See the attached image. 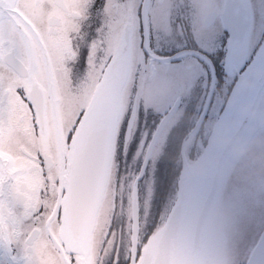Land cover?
Returning a JSON list of instances; mask_svg holds the SVG:
<instances>
[{"label": "snow or ice", "instance_id": "6c2138e0", "mask_svg": "<svg viewBox=\"0 0 264 264\" xmlns=\"http://www.w3.org/2000/svg\"><path fill=\"white\" fill-rule=\"evenodd\" d=\"M127 8L0 0V264H218L146 167L123 174L141 135L116 89Z\"/></svg>", "mask_w": 264, "mask_h": 264}, {"label": "flooded vegetation", "instance_id": "af4514ba", "mask_svg": "<svg viewBox=\"0 0 264 264\" xmlns=\"http://www.w3.org/2000/svg\"><path fill=\"white\" fill-rule=\"evenodd\" d=\"M248 2L250 15L240 0H127L135 43L122 58L127 79L121 93L141 113V135L129 144L130 159L121 168L134 176L138 166L146 167L145 184L163 186L168 210L183 156L191 162L201 154L237 76L263 39L264 8H256L262 0ZM168 113L144 164L148 143ZM250 145L240 166L256 171L251 187L264 190V131Z\"/></svg>", "mask_w": 264, "mask_h": 264}, {"label": "water", "instance_id": "95a60500", "mask_svg": "<svg viewBox=\"0 0 264 264\" xmlns=\"http://www.w3.org/2000/svg\"><path fill=\"white\" fill-rule=\"evenodd\" d=\"M240 1L241 9L250 15L248 0ZM237 77L201 154L191 162L183 156L177 195L169 214L178 218V226L182 231L198 233L215 245L226 237V231L231 233L232 238L241 216L242 228L246 230L238 245H234L231 238L229 242L235 248L243 244L239 249L241 253L251 242L250 237L256 234L244 264H260L261 259H264V228H260L264 215V190L251 187V179L256 171L249 167L242 169L240 163L250 150L251 142L253 144L264 131V36L251 60ZM126 79L125 69L122 68L116 83L121 98ZM170 115L168 113L157 126L146 148L144 164ZM215 205L220 208L218 216L224 218L222 234L211 224ZM226 245L227 241L218 250V264H230L223 255ZM238 258L239 262L244 259L239 254L232 264H237Z\"/></svg>", "mask_w": 264, "mask_h": 264}, {"label": "rangeland", "instance_id": "374dc122", "mask_svg": "<svg viewBox=\"0 0 264 264\" xmlns=\"http://www.w3.org/2000/svg\"><path fill=\"white\" fill-rule=\"evenodd\" d=\"M260 6H262L264 8V0H262V3L257 4L256 8L260 7ZM257 13L260 15H263V13H261V12H257ZM259 20H261V17ZM219 209H220L219 206L217 207V205H215L214 215H213V218L211 220V224L222 234L223 233L224 218L221 216H218V215H220ZM263 225L264 224L262 222L261 226H263ZM242 227H243L242 217L240 216V218H238L237 225H236V227L232 233V238L230 237L231 233L226 231V233H225L226 237L223 238L222 242H219L218 244H216L217 249L220 250L222 245L227 241V245L225 246L223 255H225L227 260H229L230 264L233 263L235 257L238 256L239 254H242L243 258H245L248 255V253H247L248 249L250 248L251 245L253 246L255 239H256V234H253L250 237L251 242L247 244V248H245L241 253H239V249L243 244L239 247H236V248L234 247V245L235 244L238 245L237 243L240 241L242 234H244L243 232L246 230V228H242ZM262 229H263V227L261 228V230ZM230 238H231V241L234 242L233 243L234 245L231 242H229ZM239 260H240V258L237 259V264H238Z\"/></svg>", "mask_w": 264, "mask_h": 264}]
</instances>
